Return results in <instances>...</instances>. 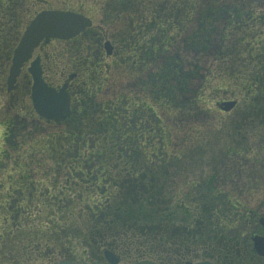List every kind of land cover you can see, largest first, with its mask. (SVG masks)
<instances>
[{
  "label": "trees",
  "instance_id": "obj_1",
  "mask_svg": "<svg viewBox=\"0 0 264 264\" xmlns=\"http://www.w3.org/2000/svg\"><path fill=\"white\" fill-rule=\"evenodd\" d=\"M98 1L102 30L87 29L67 42L72 44L70 60L79 62L80 74L71 94V115L64 122L40 118L28 100L11 103L6 95L7 62H0V264H43L78 254L97 257L106 246L121 257L131 253L127 257L137 260L164 253L171 232L180 233L177 241L181 244L192 242L187 233L198 227L206 238L219 242L220 262L264 264L250 241L258 226V213L243 199L250 197L252 189L264 193V145L253 155L247 153L239 130L231 136L237 139L236 145L220 150L214 159V163L228 166V160L234 165L253 157L247 163L257 170L251 177L256 180L237 185L236 194L224 189L213 194L212 176L199 185L191 182L189 194L184 192L177 203L166 200L172 169L187 172L179 157L190 156L200 163L202 155L213 154L208 143L197 145L192 135L176 133L183 126L180 122L198 111L206 97L188 98V76L182 77L176 59H169L165 76L147 65L173 46L174 36L186 31L200 14L205 19L204 14L217 15L222 10H203L204 0ZM40 4L38 0H0L1 44L5 45L7 28L13 32L12 45L0 57L11 54ZM229 5H233L231 16L226 18L216 64L231 76L236 72L229 71L233 62L237 65L235 52L256 62L249 70L239 69L235 77L242 76L241 85L248 92L240 123L246 124L250 118L260 127L264 19L248 0H234ZM237 26L248 28L249 34L242 39L234 36L230 46V35ZM252 27H259L258 35L250 33ZM101 32L111 36L117 47L115 57L108 61L100 48ZM192 36L191 43H196L197 34ZM215 84L217 89L219 82ZM179 144L181 148L176 149ZM220 203L219 209L216 204ZM178 217L180 222H176ZM232 231L238 238L226 234ZM155 245H161L160 251L153 249Z\"/></svg>",
  "mask_w": 264,
  "mask_h": 264
},
{
  "label": "rangeland",
  "instance_id": "obj_2",
  "mask_svg": "<svg viewBox=\"0 0 264 264\" xmlns=\"http://www.w3.org/2000/svg\"><path fill=\"white\" fill-rule=\"evenodd\" d=\"M232 1L234 0H224L221 2L215 1L212 4V1L204 0L203 10L211 8L212 11H214L215 8H220L222 10V13H218L217 15L212 12L206 13L203 15L205 16V19L202 18V14H200L198 17H196L194 22L190 24L186 31L179 32L176 36H174V38L176 37V42L173 46L169 48H166L164 46L163 48H166L164 50V54H162L157 59L152 60L154 61V63L149 62L147 65L151 66L155 73L159 72L162 74V76H165V68H168V65L170 63L169 59H176L182 68L183 75L180 73L182 77L188 76V98L191 99L195 95L200 99L206 97V99L204 98V100L202 101V107H199L198 111L192 112L187 120L180 122V124H183V126H179V130H177L176 133L180 132L183 137H188L189 135H192L195 138L200 137L196 138V140L192 137L194 143H208L211 146L209 149L213 150V154L202 155V162L200 163L194 162L193 158L190 156H181L178 158L180 164L187 166V172L186 174H179L177 173V169L175 171L174 169H172L171 171V173H173V183L169 187V196L166 197V200L171 199L172 203H177L178 200H181L184 192L186 193V195L189 194V192L187 191H189L190 189L191 181L193 184V182H195L196 180L208 179L209 177L215 176L211 185L213 194L215 192L217 193L219 190L222 189L228 192L232 191V193L236 194L237 191L234 188L237 189V185L248 183L247 181L252 182L256 180L254 178H251L253 176L252 171H255V169L249 167L247 163L252 162V160H237L235 161L236 163L234 165L233 160H228V166L214 163L217 162L214 159L219 156L217 154L220 150H228L232 145L237 143L235 139L233 140L231 138L233 134L232 124H237L239 127H242L240 120L237 119H240L239 117L243 110H241L239 115H237L236 111L224 112L223 110H221L218 104L230 100H237L239 102V109L246 108L244 96L248 92H245L244 84L241 85V81L243 80L241 78L242 76L240 78H237L235 76H238L239 69L249 70L254 64H256V62L251 61L250 59H246L245 55H241L237 52L234 53V55L236 56L235 64L237 65H234L233 62V65L231 64L232 67L230 66L231 69H229V71L231 72L235 69V75L228 76L227 74H223L222 70L224 69V67L220 65L219 67L216 64L217 54L220 51V46H222L221 38L224 32L226 31V18L228 16H231L229 11H231V6L233 5H229V3ZM45 2V4L42 3L40 5H37L34 11L39 12L44 9L72 10L83 13L84 15L92 18L95 26L103 25L100 10V2L98 0H45ZM80 5H82V7H80ZM252 6L257 11L256 14L259 15L262 19H264V6ZM81 8L84 11L82 10L81 12ZM34 14H32V16H34ZM139 26L141 27L142 23L141 25L139 24ZM239 27H241L242 29H239L237 26V30H234L233 33H231L230 35V46L233 45L232 41H234V36H237L238 39H242L244 38V36L249 34V32L247 33L248 28L245 29L242 26ZM204 29H206V31H204ZM252 29L253 27L250 28V33H253L254 31V33L258 35L257 30L259 29V27H256L254 30ZM193 33L197 34L198 37L195 40L196 43H191V41L193 40ZM107 37L110 38L111 36ZM71 45V43H67L64 41H54L48 44V46L46 47L47 55H49L50 57L56 56L57 58V61H54L50 64H47L49 63L47 61L46 63L48 70L47 77L55 85L60 84V76L62 75V72L65 70V68L68 66L69 60L71 59ZM240 49V46H238V49L236 48L237 51H239ZM216 69H219V71ZM148 72L150 73V70ZM215 82H219L217 89L216 87H214V85H216ZM215 89L216 91H214ZM205 104H207L209 110L207 109V107L206 109H203V106ZM260 109L264 111V105ZM252 125L255 126V128L256 126L259 127L257 122ZM209 126L211 128H209ZM246 128H243L244 130H240L238 135L245 138V140H243V144H245V151L247 153H249L250 151V154L253 155V153L257 152L259 146L261 144L263 145V143L259 141L257 135V133H260V131H254L252 133L251 130H248ZM263 128L264 125H261L257 129L262 130ZM249 134H251V136L253 137L248 140L246 136ZM175 148H181V144H179ZM194 149L198 152L199 147L194 146ZM198 157L200 158V156ZM219 162H221L220 159ZM216 174L218 175L217 178ZM228 179H231V181L234 182V185ZM228 192L224 194H228ZM263 194V192L259 193L258 191L256 192V189H252L248 193L250 197H243V199L246 200V204L258 213V218L260 219H264V198L262 197ZM216 207L219 209L222 208L221 203L216 204ZM227 217L229 218L230 214L229 216L227 215L226 218ZM232 217L234 218L235 216ZM180 219L181 218L178 217L176 222H180ZM261 227L260 233L264 232ZM227 229L228 228H226L225 230L228 231ZM226 234L228 236L236 235L233 231L226 232ZM236 237L238 238L237 235ZM137 242V240H133V243ZM127 255L131 256L132 254H124V257L122 256L123 260L127 262L132 261L133 258L132 260H130V257H127ZM79 256H81V258ZM77 257H79L77 260L87 261L91 260L92 258L95 259L94 256L89 258L90 256L88 255L84 256L78 254ZM43 264H50V262H44Z\"/></svg>",
  "mask_w": 264,
  "mask_h": 264
},
{
  "label": "flooded vegetation",
  "instance_id": "obj_3",
  "mask_svg": "<svg viewBox=\"0 0 264 264\" xmlns=\"http://www.w3.org/2000/svg\"><path fill=\"white\" fill-rule=\"evenodd\" d=\"M38 2L44 3V4L46 3L45 0H38ZM28 23H29V21H28ZM27 24L25 23L23 30L27 26ZM91 28L102 30V27L101 26H95L94 22H93V26ZM7 29H8L7 31H9V32H7L5 34V41H4L5 45L1 44L2 38L4 36L0 37V52L3 51L4 49L5 50L8 49L12 45V42H13L12 41V34H13L12 29L11 28H7ZM23 30H21L20 35H21ZM102 34H104V35H103V38L101 40H99L100 46H101L100 48L102 50V53L104 54V57L108 61L109 59H112L115 57V54L117 53V47H116V43L113 41V39L111 37L110 38L107 37L109 35L101 32V35ZM95 35H97V34H95ZM19 38H18V40H19ZM106 42H109L110 46L112 47V51H111L110 55L107 54L108 48L105 46ZM47 46H48V44L47 45L42 44L34 51L32 58L27 63H25L24 66L22 67L21 72H20L19 76L17 77L16 83L14 84V87L12 90L9 89L8 79H9V75H10V69L12 66L14 48L12 49V52L10 55L7 54L6 59H3V57H0V62L1 61L7 62V66H5V67H7L6 73H5L6 95H7L8 99L10 100L11 103L12 102L17 103L20 100V98H22L25 102H27V100L30 101V104H31L30 93H31L32 85H33V79H32V75L29 73L28 69H29L32 61H34L37 58H40L44 80L47 83H49L50 85H52L58 89L65 86L67 92L71 96V107H72V95L71 94L73 91V87L75 86L77 79L79 77V74H80L79 62L77 60H74V61L69 60L68 66L65 68V70L62 72V75L60 76V79H61L60 84L55 85L47 77L48 70H47L46 63H47V61L49 62L47 64H50L54 61H57V58H56V56L50 57L49 55H47V51H46ZM234 101H236V104H235L234 108H232L229 112L236 111L237 115H239L238 113L241 112L242 109H239V102L237 100H234ZM260 111H261L260 113H262V117H263L262 123L264 125V111L262 109H260ZM254 113H256V111L250 112L249 115H253ZM251 120L252 119L249 118L247 120L246 124H242V127H239L237 124H235V125L232 124L233 133L236 136L237 132L239 130H244L246 127H248L246 129L251 130L252 133L254 131L255 132L260 131V133H257L258 139L264 145V128L262 130H258L257 126L255 128V126L252 125L256 121L255 120L251 121ZM240 121H241V119H240ZM250 122H252V123H250ZM245 125H247V126L245 127ZM258 125H260V124L258 123ZM251 134L247 135L248 140L251 139V137H253V136H251ZM235 141L237 142L236 138H235ZM234 145H236V144H234ZM248 160L249 161L253 160V157H248ZM202 181H203V179L196 180L195 182H193V185H199L200 182H202ZM172 183H173V180H172ZM258 192L260 193L263 191L258 190ZM260 227L264 230V226L260 222V218H259L258 226L254 231H252L250 241H251L252 250L254 251L255 255L257 257L264 259V257H261L256 253V250L254 248V242L252 240L253 234H258V235L264 236V232L260 233ZM159 233H161V231H159ZM203 233H205V232L201 231L200 227H198L195 230H191V232H188L187 234L192 236V242H189L188 244H185V243L181 244L177 241L179 236H180V233L171 232L167 236V240H168L170 246H167L165 249H162V250H165V252L164 253L159 252L157 256H154L153 254L151 256H141L140 259H138L137 261L133 260V261H129V262H125L123 260V258L119 255H116V256L119 258L120 263H123V264H134V263L141 261V260L152 261L155 264H196L198 262H204V261H209L213 264H224V262H220L221 249L218 250V248L216 247V245H219V242H217V244L214 243L211 238H209V237L206 238ZM160 247H161V245H155V247L153 249H157L158 251H160V249H161ZM102 250H110L113 253H115L113 251V249L109 246L103 247ZM72 258H75V257H72ZM94 258L95 259L92 258L91 260H88V262H92V263L97 262L99 264H109L107 262L106 258L104 257V254H101V255L94 257Z\"/></svg>",
  "mask_w": 264,
  "mask_h": 264
},
{
  "label": "water",
  "instance_id": "obj_4",
  "mask_svg": "<svg viewBox=\"0 0 264 264\" xmlns=\"http://www.w3.org/2000/svg\"><path fill=\"white\" fill-rule=\"evenodd\" d=\"M264 5V0H250ZM92 26V20L81 13L69 10H43L39 12L27 25L23 35L14 50L12 66L8 79L9 89L12 90L16 83L22 67L33 56L36 48L42 43L51 40L69 41L80 35L87 28ZM107 54L110 55L112 47L107 42ZM110 46V47H109ZM32 75L33 85L31 90V100L36 113L48 120L62 122L71 114V99L66 87L56 89L45 82L40 58L31 62L28 69ZM236 101H227L219 104L224 111L234 108ZM264 226V219H260ZM252 240L256 253L264 257V236L253 234ZM105 256L110 264H119L120 260L113 253L106 251ZM54 264H90L61 261ZM97 264V263H95ZM137 264H153L150 261H143ZM196 264H213L209 261L198 262Z\"/></svg>",
  "mask_w": 264,
  "mask_h": 264
}]
</instances>
